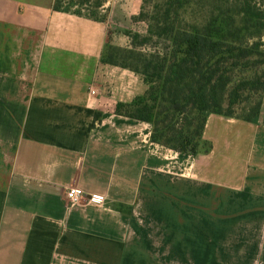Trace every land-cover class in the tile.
I'll return each mask as SVG.
<instances>
[{"label":"crops","instance_id":"0c3cea01","mask_svg":"<svg viewBox=\"0 0 264 264\" xmlns=\"http://www.w3.org/2000/svg\"><path fill=\"white\" fill-rule=\"evenodd\" d=\"M54 2L0 0V264H264L263 119L210 114L197 154L153 142L116 112L149 84L103 61L147 34L143 0Z\"/></svg>","mask_w":264,"mask_h":264},{"label":"trees","instance_id":"16d2710c","mask_svg":"<svg viewBox=\"0 0 264 264\" xmlns=\"http://www.w3.org/2000/svg\"><path fill=\"white\" fill-rule=\"evenodd\" d=\"M102 3L55 0L53 9L105 20ZM135 19L147 34L130 32L131 47L109 41L103 61L149 84L116 112L151 123L153 142L197 154L212 148L203 137L212 113L264 122V0H143ZM154 37L162 47H140Z\"/></svg>","mask_w":264,"mask_h":264},{"label":"built area","instance_id":"2783aa9c","mask_svg":"<svg viewBox=\"0 0 264 264\" xmlns=\"http://www.w3.org/2000/svg\"><path fill=\"white\" fill-rule=\"evenodd\" d=\"M95 93V90L91 91ZM66 195L70 204H78L83 196L85 195L84 190L79 186H69L66 191ZM94 197H90V200L93 201ZM108 199L107 198H97L95 201L100 203L103 206H108Z\"/></svg>","mask_w":264,"mask_h":264},{"label":"rangeland","instance_id":"374dc122","mask_svg":"<svg viewBox=\"0 0 264 264\" xmlns=\"http://www.w3.org/2000/svg\"><path fill=\"white\" fill-rule=\"evenodd\" d=\"M102 14H103V12L100 13V15H102ZM155 41H159L157 37H154V39L152 40V42L148 46H140V47L144 48L145 50H151V49H153L154 48V45H158L159 47L160 46L162 47L163 43H159L158 44ZM161 42H163V41H161Z\"/></svg>","mask_w":264,"mask_h":264}]
</instances>
